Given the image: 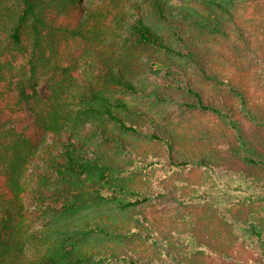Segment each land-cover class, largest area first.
Segmentation results:
<instances>
[{
    "label": "trees",
    "instance_id": "1",
    "mask_svg": "<svg viewBox=\"0 0 264 264\" xmlns=\"http://www.w3.org/2000/svg\"><path fill=\"white\" fill-rule=\"evenodd\" d=\"M213 258L264 264V0H0V264Z\"/></svg>",
    "mask_w": 264,
    "mask_h": 264
},
{
    "label": "rangeland",
    "instance_id": "2",
    "mask_svg": "<svg viewBox=\"0 0 264 264\" xmlns=\"http://www.w3.org/2000/svg\"><path fill=\"white\" fill-rule=\"evenodd\" d=\"M88 1L89 0H83V3L86 4V2H88ZM37 174H38V170L36 168L31 169L29 171L28 178L26 180L29 186L35 184V181L37 179ZM220 178H221V181L219 182L218 187L216 189H214V191L222 190V191L225 192L224 184H232L234 182V177L233 176H230L227 172H221L220 173ZM215 194H217V193H214L213 194V197L214 198H217V197H224V198H226V194H224L222 196H217ZM26 200H27L28 212L33 217L36 214L37 210H38V208L36 206V203L28 195L26 196ZM219 202H223V201H219ZM161 208H164V209L168 210L169 205L168 204L167 205H163ZM209 264H230V263L224 262L223 260H220V259L213 258V259H211L209 261ZM249 264H254V263H250L249 262Z\"/></svg>",
    "mask_w": 264,
    "mask_h": 264
}]
</instances>
